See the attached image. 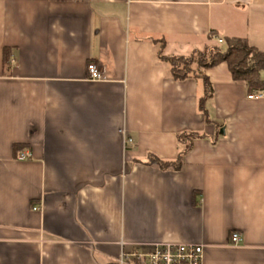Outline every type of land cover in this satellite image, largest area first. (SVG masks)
<instances>
[{"label":"crops","instance_id":"obj_1","mask_svg":"<svg viewBox=\"0 0 264 264\" xmlns=\"http://www.w3.org/2000/svg\"><path fill=\"white\" fill-rule=\"evenodd\" d=\"M223 37L264 52V0H0V264H117L161 243L264 264V97L225 63L196 68L206 122L202 82L174 81L152 43L187 57ZM188 131L178 170L146 164L175 161Z\"/></svg>","mask_w":264,"mask_h":264},{"label":"trees","instance_id":"obj_2","mask_svg":"<svg viewBox=\"0 0 264 264\" xmlns=\"http://www.w3.org/2000/svg\"><path fill=\"white\" fill-rule=\"evenodd\" d=\"M212 37H218L216 32L210 33L209 39ZM221 40L225 47L214 44L204 45L201 51L187 57L164 56V42L162 40L152 42L154 46H157V59L168 64L170 76L174 81L194 78L202 82L203 92L198 99L197 107L206 122H208V114L205 105L212 96V88L208 78L203 73H197L196 68L205 70L225 63L233 81L243 82L248 95L264 90V81L260 78V73L264 71V52L250 46L245 39L223 37ZM6 58L8 59V54ZM198 137L201 135L192 131L178 133L176 137L178 152L175 161L164 162L154 156H149L146 164L160 169L178 170L184 157L190 151L193 140ZM22 149V146H13L15 154Z\"/></svg>","mask_w":264,"mask_h":264},{"label":"built area","instance_id":"obj_3","mask_svg":"<svg viewBox=\"0 0 264 264\" xmlns=\"http://www.w3.org/2000/svg\"><path fill=\"white\" fill-rule=\"evenodd\" d=\"M87 79L89 81H101L103 73L94 64L87 65ZM264 97V90L253 92L248 95L251 100H257ZM121 133L125 135L124 131ZM125 146L132 144V139L125 136ZM31 158L28 152H19L16 156L18 161H24ZM37 208H33L36 210ZM239 235L234 233L231 236V244L239 243ZM129 258L136 260L140 264H201L202 262V247L190 244L180 243H161L152 246V250L148 253L134 251L133 253H121L117 260V264H127Z\"/></svg>","mask_w":264,"mask_h":264},{"label":"rangeland","instance_id":"obj_4","mask_svg":"<svg viewBox=\"0 0 264 264\" xmlns=\"http://www.w3.org/2000/svg\"><path fill=\"white\" fill-rule=\"evenodd\" d=\"M262 78L264 79V71L261 73Z\"/></svg>","mask_w":264,"mask_h":264}]
</instances>
